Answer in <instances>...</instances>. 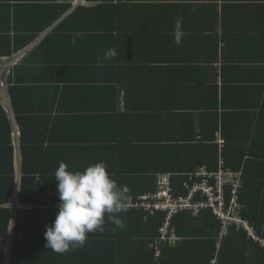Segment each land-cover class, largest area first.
Masks as SVG:
<instances>
[{"label": "crops", "instance_id": "1", "mask_svg": "<svg viewBox=\"0 0 264 264\" xmlns=\"http://www.w3.org/2000/svg\"><path fill=\"white\" fill-rule=\"evenodd\" d=\"M123 2L130 5V21L123 19L120 23L119 20H115L111 22L113 26L126 25L133 33H140L141 30H147L151 24L157 23L160 33L150 31L157 33L159 44L156 51L150 46H145L143 51L132 49L130 53H118L115 60L98 65L96 58L98 55L103 57L104 53H87L75 47L71 49L73 44L67 39L72 32L68 28L67 33L60 32L53 36L40 55H31L20 65L19 82L34 79L35 81L31 83L33 88L48 86L57 95V103L53 101V97L44 103H34L36 108L41 106L51 110L54 105L55 113H51L50 117L44 113L40 115L35 113L24 119L30 137L40 138L48 133L54 139V146L32 147L43 149L38 152L45 155L46 160L40 159L32 166L37 173L27 181L29 184L24 180L25 160L20 142L21 124H18L13 112L9 89L6 103L1 101L8 111L7 116L11 122L12 137L16 145L17 171L14 202L0 206L11 211V225L5 255L2 257L3 264L107 263L108 245L94 250L84 245L65 253H56L45 248V226L51 225L55 220L60 203L56 187L58 182L54 173L61 161L69 170L81 171L89 164L105 161L107 171H120L124 172L122 175L127 176L135 172H150L148 180L156 182L157 176H161L162 173L156 175L155 172L161 169L178 170L182 173L190 170L197 159L191 156L192 147L187 144L190 140L197 144L202 136L212 137L213 124L219 127L215 133L220 130L226 143L228 141L224 137L225 129L229 133L240 129L241 135L231 137L232 144L238 141L234 147L239 152L244 150L250 152L246 138L250 130H258L259 125L255 119H251L252 122L249 117H244L240 123L233 120L234 115L231 116V111L239 110L228 106L230 97L227 95L232 92L233 87L228 70L233 67L253 71L262 67L257 63H250L248 67L247 63L242 61L243 58L256 61L262 57L259 46L255 47L256 43L252 40L254 38L260 41L261 33L258 27L259 24H263L255 16L251 17L257 9V3L245 0H169L159 3L163 4L162 9L169 10H164L158 19L150 20L136 13L138 4L145 6L144 0L136 4L127 0ZM2 4L0 6H10L13 13L12 24L15 23L14 16L17 12H14L13 8L16 5L13 2ZM99 5H101L99 2H86L85 8ZM75 8L73 7L63 20L67 19ZM36 15L38 17V13ZM167 16H171V19H165ZM176 19L182 20V30L185 33L179 46L174 43V37L170 38V35L173 36ZM33 23L25 25L30 27ZM61 23L43 34L26 50L40 52L37 49ZM105 23L103 21L97 27H105ZM80 25L83 26L84 23ZM107 25L112 27V24ZM85 26L89 27L88 24ZM204 27H207L206 36L199 43L206 41L209 50L207 53H201L197 43L199 38H202ZM11 37L14 35L11 34ZM167 38L173 42L165 44L164 40ZM42 53L51 59L48 66L43 64V60H39L44 56ZM48 67L51 69H47ZM69 68L76 69L77 73L69 71ZM263 68L259 73H263ZM55 73H58L59 77L54 76ZM74 75H77V81L73 80ZM51 78L58 81H51ZM42 79L44 81H39ZM131 143L142 148L133 155H127L126 158L125 153L130 149L126 147H130ZM170 145L174 147L178 145L179 148L169 149ZM174 150L178 158L171 155ZM166 155L170 156L169 161H173L169 166ZM44 170L47 172L42 173ZM192 174L176 177L180 180L185 178L187 181ZM183 181L184 184L186 181ZM172 186L177 192L176 187L173 184ZM178 192L177 195L183 194ZM18 204L21 207H17ZM136 220L131 216L130 224H135ZM123 221L127 224L129 220ZM214 223V219L196 224L190 221L185 224L179 222L178 230L197 232L205 226L206 230L210 228L213 231ZM113 227L115 225L106 223L102 235L107 234V231L113 233L111 231ZM96 233L98 232L89 233L88 237ZM17 241L18 249L21 248V251L15 254ZM187 241L183 247V237L175 235L170 241L171 248L165 244L163 252L160 249V256L155 253L159 259L152 256L149 258L147 252L148 262L140 264L206 263L209 251L204 248L208 246V238L196 237ZM217 249L215 259H218L220 264L219 238ZM140 254L145 257L146 251Z\"/></svg>", "mask_w": 264, "mask_h": 264}, {"label": "trees", "instance_id": "2", "mask_svg": "<svg viewBox=\"0 0 264 264\" xmlns=\"http://www.w3.org/2000/svg\"><path fill=\"white\" fill-rule=\"evenodd\" d=\"M75 1V0H74ZM74 1L70 0H0L5 2L2 5L10 4L13 2L16 6L13 10L17 12L14 19L15 23L12 24L13 13L10 6H0V57L11 58L15 54L24 52L28 46L33 42H36L43 34L47 33L50 29L54 28L58 23L62 22L58 27H56L53 33L43 42L42 46L37 50L40 52H27L24 57L19 61V63L14 66L7 77L9 95L11 98V103L13 107V112L16 116L18 124H21V148L23 150L24 156V180L26 184L27 181L32 179V175L37 173V170L32 168L38 160H46L45 155H41L38 148H32L33 146H54V139L49 136L48 133L45 136L37 137L33 139L28 135V131L25 127V120L29 115L44 113L46 116L50 117V114H54L55 107L53 109H45L40 106L36 108V102L49 101L53 97V101L57 103V95L54 94V90L47 87L33 88L30 81H20L19 82V67L22 65L23 61L26 60L31 55H40L43 48L53 39L52 37L58 33H67L69 28L72 35L67 39L71 43L73 34L82 33L83 38H77V42L72 46L71 49L78 48L87 53H104L110 48H115L117 53H130L133 49L134 51H143L145 46H150L151 49H157L159 34V25L157 23L151 24L147 30H141L140 33H133L130 31V27L124 26H113L115 20L128 19L130 21V5L123 4L124 0H84L85 3H101L99 6L85 8V5H80L73 10V13L65 20H63L66 15L73 9ZM130 3L139 2L141 0H127ZM145 6L137 5V15L140 17L156 20L160 17V14L164 10L162 9L165 1L169 0H144ZM240 1V0H236ZM250 3H257V9L251 17L255 16L259 24V33H261L260 41L252 38L255 47L259 46V50L262 52V57L256 61H248V59L243 58V63H247L248 67L250 63H257L264 67V0H245ZM38 17H36L37 13ZM166 13V12H164ZM136 17V16H135ZM224 18V15H223ZM165 19H171V16H167ZM106 22L105 27H97L101 22ZM117 21V23H119ZM33 23L30 25H25L26 23ZM84 23V25H80ZM88 24L89 27L85 26ZM107 24H112V27H108ZM112 29V30H110ZM225 27L223 26V30ZM253 29V27L251 28ZM236 31L237 28H235ZM150 31H155L157 33H152ZM96 34H89V33ZM207 32V27H204V33L202 38H199L197 43L203 38H205ZM99 33V34H97ZM104 33V34H103ZM11 34L14 37H11ZM225 34V33H224ZM250 37V35H249ZM169 38V37H168ZM164 40L165 44L172 43L173 41ZM170 38H173L170 35ZM251 38V37H250ZM218 39V37H216ZM203 43H199V49L201 53H207L208 46L205 40ZM218 44V42H216ZM216 44V49H217ZM254 48V47H253ZM218 49L216 50L217 53ZM42 59L43 64L48 66V61L50 63L51 59L45 57ZM251 54V53H248ZM254 69L253 71L238 70L236 68L230 67L228 70V76H230V82L233 85L231 88L232 92L228 91V106L234 107L235 110L231 111V116L233 120L240 123L244 117H249V119H255L257 125H259L258 130H250L246 139V144L250 148V152L244 150V152H239L238 149L234 147L238 141L232 144L231 137L241 135L240 129H235L232 133H229L225 129L224 124V137L227 138V146L224 152L223 158L226 161L227 168L233 172L241 173L243 180V188L240 191V201L245 206L243 212V217L248 219L250 223L256 228L258 235L264 240V68L263 73H259L262 68ZM47 69H51L48 67ZM45 69V73H47ZM56 70V69H55ZM62 70H60L61 72ZM69 71L77 70L74 68H69ZM58 72V73H60ZM55 73L54 76H58ZM59 77V76H58ZM117 76L115 75L114 78ZM56 78H51L54 81ZM60 79V78H59ZM110 79V78H109ZM227 79V76H226ZM50 80V79H49ZM74 81H77V75H74ZM118 80V79H117ZM44 81V79L39 80ZM58 81V80H55ZM61 81V79H60ZM66 81H70L66 79ZM227 83V82H226ZM41 86V85H39ZM246 99V102H245ZM41 105V103H40ZM49 105H47L48 107ZM46 107V108H47ZM54 112V113H53ZM8 111L0 101V206L7 205L14 202L15 197V187L17 179L16 171V145L12 137V127L11 122L8 118ZM252 121V120H251ZM253 122V121H252ZM225 123V122H224ZM6 128V129H5ZM219 127L217 124H213L212 137H201V140L195 144L192 140L187 144L192 147L191 156H195L197 162L191 165L189 171L183 172L172 169H161L156 171V175L162 173L161 176H170L172 184L176 187L177 192H182V181L176 177V175H187L188 173H195L197 169L206 167L211 172L218 171L220 153L219 146L216 143L215 131ZM55 138V137H54ZM209 138V139H208ZM56 139V138H55ZM250 139V140H249ZM57 141V140H56ZM49 142V143H48ZM209 143V144H207ZM207 145V146H205ZM124 146V145H120ZM124 148V147H123ZM130 148L127 149L125 153L127 155H133L142 148L140 145H135L131 143ZM144 148V147H143ZM177 149L178 145L169 146V149ZM153 147H151L152 152ZM176 150L171 154L178 158L175 153ZM167 154V153H166ZM167 163H172L170 156L166 155ZM5 159V160H3ZM3 160V161H2ZM46 173L47 170L41 171ZM110 173H115V179L119 185H126L129 189V196H133L135 199L153 192L155 189L156 182L154 180H148L149 173L135 172L130 173V176L122 175L124 172L120 171H108ZM122 175V176H121ZM159 176H157L158 178ZM150 181V182H149ZM186 181V180H185ZM183 181V182H185ZM175 189V188H174ZM232 192V189H229ZM179 193V192H178ZM182 194V193H180ZM120 218L127 219V224L123 221L124 227L122 229L116 228L115 233H109L102 235V233L92 234L88 237L85 245L89 246L90 250L105 248L108 245V261L104 264H140L143 262H148L149 258L159 259L155 256L157 248L162 249L165 244L170 247V241H163L162 235L160 233L161 227L165 224L166 216L163 213H147L143 210H133L128 209L126 213L119 214ZM136 220L135 224H130V217ZM0 229H1V256L0 264H3V255H5V248L7 245V240L9 237V229L11 225V211L9 209H3L0 207ZM208 219H214L215 229L213 231L206 230L205 226H200L199 231H187L180 232L178 230L179 222L190 221L192 223L201 222ZM222 223L214 215L212 211H205L198 215L197 218L192 217L189 213L177 215L172 222L171 234H175L178 237H183L184 247L190 238L196 237H207L208 246L204 248L209 251L207 254L206 263L211 264L215 259L218 249L217 241L220 238ZM174 235V236H175ZM159 243V244H158ZM180 246V248H182ZM21 248L18 249V241L15 247V254L20 252ZM146 251V256H141L140 253ZM161 252V251H160ZM132 254V255H130ZM134 255V256H133ZM2 258V260H1ZM111 258V260H110ZM154 259V260H155ZM220 264H264V246L261 243H256L250 240L245 233L234 232L225 237L223 241L221 251H220Z\"/></svg>", "mask_w": 264, "mask_h": 264}, {"label": "clouds", "instance_id": "3", "mask_svg": "<svg viewBox=\"0 0 264 264\" xmlns=\"http://www.w3.org/2000/svg\"><path fill=\"white\" fill-rule=\"evenodd\" d=\"M185 33L182 20L176 19L174 24V43L179 46ZM82 33H75L71 43L75 45ZM117 50L113 47L104 52L103 57L97 56V64L115 60ZM58 182L57 192L60 201L55 220L45 226V248L56 253H65L75 247H84L89 233H104L106 223L115 225L111 229H122L124 223L119 214L129 209V189L119 185L115 173L107 171L105 161L89 164L81 170H69L61 161L55 170Z\"/></svg>", "mask_w": 264, "mask_h": 264}, {"label": "built area", "instance_id": "4", "mask_svg": "<svg viewBox=\"0 0 264 264\" xmlns=\"http://www.w3.org/2000/svg\"><path fill=\"white\" fill-rule=\"evenodd\" d=\"M73 4L78 7L86 3L84 0H75ZM28 51L15 54L11 58L0 57V77L6 80V86L0 89L7 90L8 75ZM215 138L220 153L218 171L211 172L206 167L199 168L183 184L182 195H177L170 176H159L153 192L138 199L130 196L129 209L165 214V224L160 229L163 241L172 240L174 237V233L170 235V232H173L172 222L177 215L191 213L197 217L202 212L212 211L222 223L219 247H222L224 238L234 232H244L250 240L264 246V240L258 235L256 228L243 217L245 206L240 201V191L244 184L242 175L227 168L223 158L227 143L220 130L216 132ZM229 189H232V192ZM17 207L21 205L18 204ZM156 254L160 256L159 248ZM211 264H219L218 259L213 260Z\"/></svg>", "mask_w": 264, "mask_h": 264}, {"label": "rangeland", "instance_id": "5", "mask_svg": "<svg viewBox=\"0 0 264 264\" xmlns=\"http://www.w3.org/2000/svg\"><path fill=\"white\" fill-rule=\"evenodd\" d=\"M6 86V80L0 77V87ZM6 89H0V101H2L3 103H6V91H3Z\"/></svg>", "mask_w": 264, "mask_h": 264}]
</instances>
